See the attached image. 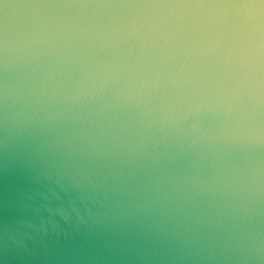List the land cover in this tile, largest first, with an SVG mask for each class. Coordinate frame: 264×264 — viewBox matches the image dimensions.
<instances>
[{"label":"water","instance_id":"1","mask_svg":"<svg viewBox=\"0 0 264 264\" xmlns=\"http://www.w3.org/2000/svg\"><path fill=\"white\" fill-rule=\"evenodd\" d=\"M0 264H264V0H0Z\"/></svg>","mask_w":264,"mask_h":264}]
</instances>
